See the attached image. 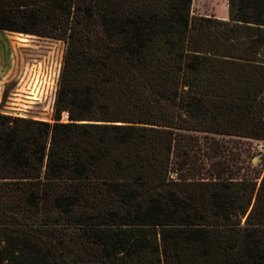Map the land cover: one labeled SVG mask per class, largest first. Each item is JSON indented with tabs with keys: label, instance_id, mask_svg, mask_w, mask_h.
<instances>
[{
	"label": "trees",
	"instance_id": "trees-1",
	"mask_svg": "<svg viewBox=\"0 0 264 264\" xmlns=\"http://www.w3.org/2000/svg\"><path fill=\"white\" fill-rule=\"evenodd\" d=\"M192 3L0 0L66 44L55 121L0 112V264H264V170L220 140H264V0Z\"/></svg>",
	"mask_w": 264,
	"mask_h": 264
},
{
	"label": "rangeland",
	"instance_id": "rangeland-1",
	"mask_svg": "<svg viewBox=\"0 0 264 264\" xmlns=\"http://www.w3.org/2000/svg\"><path fill=\"white\" fill-rule=\"evenodd\" d=\"M192 14L229 20V0H193ZM65 48L63 40L0 30V112L53 123ZM220 140L231 157L242 158L236 161L241 174L264 170V140Z\"/></svg>",
	"mask_w": 264,
	"mask_h": 264
},
{
	"label": "built area",
	"instance_id": "built-area-1",
	"mask_svg": "<svg viewBox=\"0 0 264 264\" xmlns=\"http://www.w3.org/2000/svg\"><path fill=\"white\" fill-rule=\"evenodd\" d=\"M259 149H260L261 151H264V147H263V146H260Z\"/></svg>",
	"mask_w": 264,
	"mask_h": 264
},
{
	"label": "water",
	"instance_id": "water-1",
	"mask_svg": "<svg viewBox=\"0 0 264 264\" xmlns=\"http://www.w3.org/2000/svg\"><path fill=\"white\" fill-rule=\"evenodd\" d=\"M173 176H175V174H173Z\"/></svg>",
	"mask_w": 264,
	"mask_h": 264
}]
</instances>
